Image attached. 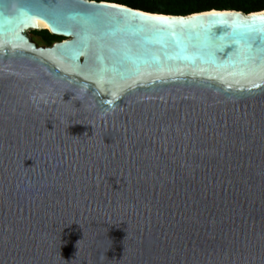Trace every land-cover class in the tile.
<instances>
[{
	"label": "water",
	"instance_id": "obj_1",
	"mask_svg": "<svg viewBox=\"0 0 264 264\" xmlns=\"http://www.w3.org/2000/svg\"><path fill=\"white\" fill-rule=\"evenodd\" d=\"M0 264H264V9L0 0Z\"/></svg>",
	"mask_w": 264,
	"mask_h": 264
},
{
	"label": "trees",
	"instance_id": "obj_2",
	"mask_svg": "<svg viewBox=\"0 0 264 264\" xmlns=\"http://www.w3.org/2000/svg\"><path fill=\"white\" fill-rule=\"evenodd\" d=\"M108 1L124 4L140 10L173 14L186 15L194 12L206 11L211 9L242 10L246 13L260 11L264 9V0H95ZM34 36L44 45H51L55 41L62 40L63 37L49 33L47 29L31 31Z\"/></svg>",
	"mask_w": 264,
	"mask_h": 264
},
{
	"label": "rangeland",
	"instance_id": "obj_3",
	"mask_svg": "<svg viewBox=\"0 0 264 264\" xmlns=\"http://www.w3.org/2000/svg\"><path fill=\"white\" fill-rule=\"evenodd\" d=\"M30 37L37 43V45H44L43 43H41L38 39V37L34 36L33 33H29Z\"/></svg>",
	"mask_w": 264,
	"mask_h": 264
}]
</instances>
